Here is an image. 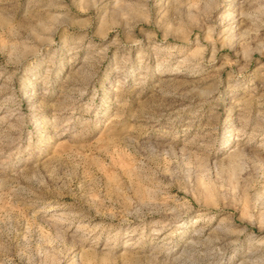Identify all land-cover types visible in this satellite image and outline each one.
Returning a JSON list of instances; mask_svg holds the SVG:
<instances>
[{
	"label": "rangeland",
	"instance_id": "374dc122",
	"mask_svg": "<svg viewBox=\"0 0 264 264\" xmlns=\"http://www.w3.org/2000/svg\"><path fill=\"white\" fill-rule=\"evenodd\" d=\"M0 264H264V0H0Z\"/></svg>",
	"mask_w": 264,
	"mask_h": 264
}]
</instances>
